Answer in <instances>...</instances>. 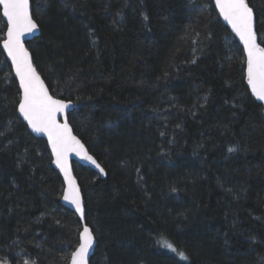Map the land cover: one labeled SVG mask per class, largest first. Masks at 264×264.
Returning a JSON list of instances; mask_svg holds the SVG:
<instances>
[{
  "label": "trees",
  "instance_id": "1",
  "mask_svg": "<svg viewBox=\"0 0 264 264\" xmlns=\"http://www.w3.org/2000/svg\"><path fill=\"white\" fill-rule=\"evenodd\" d=\"M246 2L264 47V0ZM31 8L33 62L106 172L73 163L97 241L90 264H264V101L212 0ZM5 30L0 8V43ZM19 95L0 45V262L68 264L81 222Z\"/></svg>",
  "mask_w": 264,
  "mask_h": 264
},
{
  "label": "snow or ice",
  "instance_id": "2",
  "mask_svg": "<svg viewBox=\"0 0 264 264\" xmlns=\"http://www.w3.org/2000/svg\"><path fill=\"white\" fill-rule=\"evenodd\" d=\"M216 7L220 15L231 25L233 32L243 42L246 53V78L251 92L261 101H264V47L257 43V34L254 30V11L246 0H216ZM3 16L7 18L6 38L3 39V48L11 58L16 76L19 78L18 110L28 125L36 132H43L51 145L55 164L64 174L67 187L64 189L63 199L75 205L81 218L84 215L80 190L72 177L68 166V155L75 152L83 157L101 172L103 168L89 156L80 141L72 134L68 123L61 124L57 114L63 113L68 104L49 94L48 88L33 66L32 59L24 46L22 36L38 28L30 13V0H0ZM119 15V13H117ZM3 135V133H0ZM229 152H235L230 147ZM139 171V169H137ZM174 190V189H173ZM163 245L173 251L176 249L162 237ZM94 236L87 224L79 231V245L71 253V264H87L89 249L93 246ZM181 257L184 252H179ZM6 264V262H0ZM27 264V262H25Z\"/></svg>",
  "mask_w": 264,
  "mask_h": 264
},
{
  "label": "water",
  "instance_id": "3",
  "mask_svg": "<svg viewBox=\"0 0 264 264\" xmlns=\"http://www.w3.org/2000/svg\"><path fill=\"white\" fill-rule=\"evenodd\" d=\"M212 2H213V6L215 7V10H216V12H217V14H218L220 20H221V21H222V22L228 27V29L231 31V33L235 36L236 40H237L238 43L242 46L243 51H244V45H243V42L240 41L239 37L235 34V32H233V30H232V28H231V25H229L228 22H227L226 20H224L223 16L220 15L219 9L216 7V0H212ZM30 13H31V15H32L31 0H30ZM1 15H2V18H3L4 22L6 23V30H5V34H4V39H5V38H6V32H7V18L3 16L2 8H1ZM32 18H33V16H32ZM33 20H34V18H33ZM34 21H35V20H34ZM35 22H36V21H35ZM36 23H37V22H36ZM37 25H38V24H37ZM255 27H256V22H255V16H254V30H255ZM39 33H40V28H39V26H38L37 29L33 30V31L30 32V33H25V34L22 36V41L24 42V46H25V48H27V50H28V52H29V55H30V57H31V59H32L33 66H34L35 68H36V66H35V64H34V62H33L32 54H31L30 50H29L28 47H27V42H28L29 40H31L32 38L38 36ZM2 41H3V40H2ZM2 41H1V43H0V45H1V49H2V51L4 52V55H5L6 59H7V61H8L9 64L11 65L12 72H13V76H14V78L16 79V81H17V83H18V86H19V78L16 76L15 69H14V67L12 66L11 58L8 57V55H7V51L3 48ZM257 43H258V42H257ZM244 54H245V58H246V60H247V57H246V53H245V51H244ZM36 70H37V68H36ZM37 72H38V74L41 76V74L39 73L38 70H37ZM41 79L44 81L45 86L48 88V86H47V84H46V82H45V80L43 79L42 76H41ZM19 89H20V88H19ZM48 91H49V94L52 95L54 98H56V99H60V100H63V101H65V102L68 104V107L65 109V111H64L63 113H59V114H57V120H58V122L61 123V124H63V123H65V121H66V122L68 123L69 128H70L71 131H72V134H73V135H74V136L80 141V143L84 146V149H85V151L87 152V154H88L89 156H92L93 159L96 160V162L100 165V163L97 161V159H96V158H95V157L89 152V150H88V148L86 147V145L84 144V142H83V141H82V140H81V139H80V138L74 133V131H73V129H72V126H71V124H70L69 121H68V114H69V112H70V111L72 110V108H73V103H72L71 101H68V100H64V99H61V98L55 97V96L50 92L49 88H48ZM17 113H18L19 117L22 119V121L27 125L28 130H29L34 136H36V137H42V138H44L45 141L47 142V146H48V149H49V151H50V153H51V157H52V162H51L52 167H53L54 170H56L57 173L60 175V177H61V179H62V181H63V184H64L63 191H62V196H61V204H62L63 206H65L66 208H68L69 210L73 211V212L76 214V216L79 218V220H80V222H81V230H82V229H83V226L86 224V223H85L84 199H83V195H82L81 187H80V185H79V181H78V179H77V177H76V175H75V173H74L73 163L75 162V163H78V164H80V165H82V166L89 167V168H91L92 170H94L97 174H99L101 177H104V176L106 175L105 170H104L103 172H101L99 168H97L94 164H92L91 161L85 159V158L83 157V155H77L75 152H71V153H69V155H68V166H69V168H70V170H71L72 177H73V178L75 179V181H76V186H77V187L79 188V190H80V196H81L82 207H83V209H84V215H83V218H81L80 213H78V212L76 211L75 205H73L70 201H65V200L63 199L64 189L67 187V185H66V183H65V179H64V174H63V172H61L60 168H59V167L55 164V162H54V161H55V157L52 155V149H51V145H50L49 142H48V137H47V135H46L45 133H43V132H36V131H34V130L28 125L27 121L23 118L22 114L19 112V110H18V106H17ZM100 166H101V165H100ZM101 168H103V167L101 166ZM103 169H104V168H103ZM88 227L90 228V226H88ZM90 229H91V228H90ZM81 230H80V231H81ZM93 236H94V234H93ZM96 243H97V241H96V238H95V236H94V243H93V246L89 249V253H88V256H87V258H86V259H87V264H90L91 256H92L93 253H94V249H95V247H96ZM78 245H79V243H78ZM78 245L76 246V248L78 247ZM76 248H75L73 251H75ZM73 251H72V252H73ZM68 264H71V255H70V259H69Z\"/></svg>",
  "mask_w": 264,
  "mask_h": 264
}]
</instances>
